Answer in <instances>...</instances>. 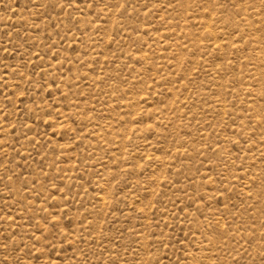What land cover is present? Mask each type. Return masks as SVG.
Listing matches in <instances>:
<instances>
[{"label": "rangeland", "instance_id": "rangeland-1", "mask_svg": "<svg viewBox=\"0 0 264 264\" xmlns=\"http://www.w3.org/2000/svg\"><path fill=\"white\" fill-rule=\"evenodd\" d=\"M0 264H264V0H0Z\"/></svg>", "mask_w": 264, "mask_h": 264}]
</instances>
